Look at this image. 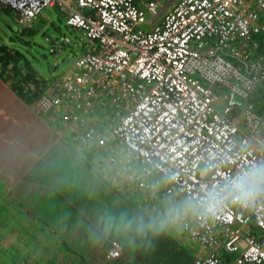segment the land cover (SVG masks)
I'll return each mask as SVG.
<instances>
[{
  "label": "built area",
  "instance_id": "2783aa9c",
  "mask_svg": "<svg viewBox=\"0 0 264 264\" xmlns=\"http://www.w3.org/2000/svg\"><path fill=\"white\" fill-rule=\"evenodd\" d=\"M0 4L28 24L48 6L68 11L67 25L95 51L77 57L37 105L61 106L82 127L79 138L100 146L109 135L98 136L83 113L111 103L120 118L111 137L131 159L122 167L145 191L185 198L264 161L263 118L251 100L264 80V0H180L159 23L152 1ZM184 228L207 249L195 264H264V198L225 204Z\"/></svg>",
  "mask_w": 264,
  "mask_h": 264
},
{
  "label": "rangeland",
  "instance_id": "374dc122",
  "mask_svg": "<svg viewBox=\"0 0 264 264\" xmlns=\"http://www.w3.org/2000/svg\"><path fill=\"white\" fill-rule=\"evenodd\" d=\"M2 8L3 10L0 9V44H7L22 52L31 61L37 73L48 81L42 95L52 93V88L57 85L60 78L72 70L77 57L95 51L93 45L87 42L76 28L66 26L68 11L60 9L61 7H45L30 28H23L22 26L26 24H20L16 15L4 10L8 7L2 6ZM71 8L76 9L75 6ZM171 10L172 8L169 11ZM263 83L264 80L260 85ZM3 91L4 87L0 83V264H83V258L75 254V250H81L82 246L78 245L90 239L96 245V250H99L101 234L105 231L106 235L114 232V229H103V225L99 223L103 213V195L108 194L106 189L99 187L98 181L93 179H91V187L86 185L75 188V184L69 181L67 187L62 190L58 191L54 188L53 195L57 201L66 204L70 209L68 212L63 210V213H66V217L69 216L71 220L74 221L75 217L79 216L73 208H78L81 212L88 208V219L85 220L82 216L76 225L77 230L74 233H66L65 230H60L62 220L56 221L55 212L51 214L52 199H44L36 195L34 204L36 209H28L27 205L25 213L23 210L15 213L17 207L18 209L20 206L25 207L23 194L18 195L20 191L18 183L9 184L2 181L5 178L1 177L3 172L5 176L12 173L8 178L14 177V172L18 168V160L5 153L6 149L13 152L12 143L15 136L20 132L25 134L28 131L25 138L32 139L34 134H38L32 127L26 129L29 126L26 122L30 119L27 113L45 116L57 122L59 127L56 140L61 146L87 144L79 138V134L83 135L82 127L77 120L66 119L65 111L61 106L48 110L38 106L37 101L42 95L26 107L14 97L6 96L8 101H4L1 94ZM115 109L111 103H107L92 112L83 113V118L96 127L98 136L109 135V137L100 146L95 145V147L88 142L85 149L79 147V150L82 153L88 152L87 155L93 154L101 161L102 166H106L103 169L104 176L109 175L110 179L118 180L129 189L135 186L145 191L122 167L128 162L129 155L121 143L111 137L114 125L120 119ZM261 116L263 118L262 114ZM13 144L20 145V143ZM70 164L79 165L77 162ZM63 165L69 170L65 164ZM58 170L64 169L61 166ZM63 178L60 175H52L50 180L55 183L68 181ZM150 206H147V209ZM154 207L156 205L152 206L153 209ZM78 237L80 241L76 240ZM114 242L115 238L111 241L110 248L106 249L109 257H112Z\"/></svg>",
  "mask_w": 264,
  "mask_h": 264
},
{
  "label": "crops",
  "instance_id": "0c3cea01",
  "mask_svg": "<svg viewBox=\"0 0 264 264\" xmlns=\"http://www.w3.org/2000/svg\"><path fill=\"white\" fill-rule=\"evenodd\" d=\"M150 1L155 3L159 11L155 22H160L164 14L169 11L170 8H173L180 0H135L139 7L145 6L147 2ZM144 27L148 28L149 26L145 25ZM3 100L8 101V98L3 96ZM21 105L28 107L24 104ZM27 114L30 116V119L29 122H26L29 125L26 129L28 130L32 127L37 130L38 134H34L33 137L38 138L39 152L35 154L33 152V148L37 146L36 138L33 142L32 140L31 142L27 140L30 137L25 138L28 131L25 134L20 132L15 136L13 143H20V145L12 143L13 152H10L9 149L5 150L6 154L18 160V168L15 170L14 177H12L9 184H11V182L18 183V190H20L18 195L23 194L25 208L27 205L30 207V204H35L36 195L44 199H52L54 212L59 214L61 216L60 218H62V227L60 230L63 229L66 233H74L77 230L76 225L82 216H84L85 220L88 219V208L86 210L83 209V212L78 208H73L79 215L77 217L74 216V222L69 216L66 217V213L64 217L63 213L60 212L63 211L64 208L65 210L67 209L66 204H61L59 211V202L51 193L50 187L37 186L41 185L46 180L43 175L35 179L33 177L35 173H32V170L39 160L48 155L45 153L54 145L59 146L58 152L62 154L60 157L64 159L53 162V166L51 167L55 168V166H58L57 168L59 169L62 166L63 169L68 172L66 177L75 184V188H77V186L86 185L91 187V179H93L94 181H98L99 187L101 186L106 189L108 194L103 195V213L101 220H99V223L103 225V229L105 230H113L106 227V214L115 217L117 221H119L121 216L126 220L141 216L147 220L156 210L162 209L166 201L181 200L184 198L180 194L164 196L158 191L145 192L137 189L135 186L129 189L118 180H114L112 177V179H110L109 175L105 174L104 176L103 173H105V171L103 169L106 168V166H102L101 161L93 154L87 155L88 152L82 153L79 150V147L85 149L87 144H74L71 146H64V144H62L63 146H61L56 140L59 127L57 122H53L45 116H38L31 113ZM43 142H45V146L41 147L40 144ZM63 153H65L66 156ZM86 157L88 160H86ZM128 158V162L125 165L131 164L130 156H128ZM72 162H77L79 165L70 164ZM63 164H65L69 170L65 169ZM3 173L2 175H4ZM11 175L12 173L10 172L8 176ZM33 182H35L36 185L25 188L26 183L31 184ZM34 186H36L35 190H31L30 188ZM153 205H156L154 209L152 208ZM147 206H150V208L147 209ZM185 223H188L191 227H195V219L190 218L186 220L178 230L166 231L159 235L149 233L146 236H141L135 231L125 230L123 228L119 230L114 229V232L108 233V235H106L105 231L100 237L99 250H96V245L92 243L93 241L88 239L84 244L78 245L82 247L81 250H75V254L83 258V264H195V258L199 255H205L207 249L184 228ZM114 238L115 245L119 249V254L117 257L112 258L107 256L106 249L110 248L111 241ZM76 240L80 241L79 237Z\"/></svg>",
  "mask_w": 264,
  "mask_h": 264
},
{
  "label": "clouds",
  "instance_id": "9594fccd",
  "mask_svg": "<svg viewBox=\"0 0 264 264\" xmlns=\"http://www.w3.org/2000/svg\"><path fill=\"white\" fill-rule=\"evenodd\" d=\"M1 6L4 7L2 4ZM54 6L57 5L52 7ZM72 6L75 5L72 4ZM12 13L16 15L15 12L12 11ZM67 19L66 26H68ZM33 22L24 23L26 26L22 27L30 28ZM260 198H264V161L253 162L235 173L223 174L222 182L210 188L205 186L199 193L190 194L181 200L166 201L162 209L156 210L147 220L142 216L126 220L121 216L117 221L115 217L106 214L105 224L108 229L123 228L135 231L141 236L149 233L159 235L166 231L178 230L190 218H213L225 204L249 207Z\"/></svg>",
  "mask_w": 264,
  "mask_h": 264
},
{
  "label": "trees",
  "instance_id": "16d2710c",
  "mask_svg": "<svg viewBox=\"0 0 264 264\" xmlns=\"http://www.w3.org/2000/svg\"><path fill=\"white\" fill-rule=\"evenodd\" d=\"M3 10L2 6L0 8ZM6 12L12 14V11L9 8L4 9ZM26 28V27H23ZM0 83L4 87V91L1 93L3 96H10L14 97L15 100H20V104L28 105L32 102H34L37 98H39L42 93L45 91L48 81L45 80L42 76L37 73V70L33 67L31 61L26 58V56L20 52L17 49L12 48L11 46L7 44H0ZM223 90H225L223 88ZM216 93L222 92V90L219 88H215L214 90ZM252 101L255 104L257 112L263 115L264 118V83L262 85H259L251 95ZM263 126H264V119H263ZM96 128V127H95ZM104 134V133H99ZM36 137L28 138L29 142L35 141ZM37 146L36 148H33L34 154L39 152V141L38 138H36ZM87 143V142H86ZM88 144V143H87ZM41 147L45 146V142L40 144ZM59 146L54 145L51 147L45 154H48L44 156L37 165L33 168L32 173H35L33 176L35 179H38V176L43 175L44 181L41 185L37 186H46L50 187L51 193H54V188L56 190H62L67 187V182H69V179L66 177L68 175L66 170H58V166H53V162H56L61 158L60 154L58 152ZM26 151V150H25ZM27 152V151H26ZM28 153V152H27ZM65 156L66 154L63 153ZM67 159V158H66ZM52 175H60L64 177L63 179H66L68 181L65 182H52L51 176ZM3 179L2 181L10 182L11 178H8L10 176H5L1 174ZM31 185H36L35 182L29 184H25V188H29ZM36 186L31 187V190H35ZM12 197V196H11ZM63 204L62 202H59V211H60V205ZM29 206V205H28ZM29 208H34V204H30ZM23 210V213L27 211V208H23L20 206V209L18 207L15 210V213L17 211ZM65 210V208H64ZM70 209H66L68 212ZM54 211L51 210V214ZM63 213V211H60ZM63 216L65 217V213H63ZM56 221L62 220L60 218L61 216L59 214L55 213ZM19 218V217H18Z\"/></svg>",
  "mask_w": 264,
  "mask_h": 264
},
{
  "label": "bare ground",
  "instance_id": "6f19581e",
  "mask_svg": "<svg viewBox=\"0 0 264 264\" xmlns=\"http://www.w3.org/2000/svg\"><path fill=\"white\" fill-rule=\"evenodd\" d=\"M87 52V51H86Z\"/></svg>",
  "mask_w": 264,
  "mask_h": 264
}]
</instances>
